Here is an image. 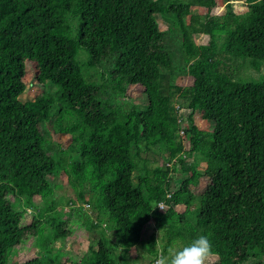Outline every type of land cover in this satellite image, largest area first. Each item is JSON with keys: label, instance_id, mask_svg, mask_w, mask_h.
I'll use <instances>...</instances> for the list:
<instances>
[{"label": "trees", "instance_id": "trees-1", "mask_svg": "<svg viewBox=\"0 0 264 264\" xmlns=\"http://www.w3.org/2000/svg\"><path fill=\"white\" fill-rule=\"evenodd\" d=\"M225 2L219 16L215 0H0V264H129L133 248L155 261L199 234L212 242L209 264H264V78L234 80L219 60L264 63V0ZM162 20L184 47L193 35L209 38L194 61L182 57L186 69L174 65ZM80 50L87 69L106 65L103 84L82 75ZM28 64L41 93L22 101ZM181 70L193 78L183 90L174 83ZM132 86L143 88L144 103L116 104ZM197 111L205 129L191 119ZM43 124L69 140L64 158L47 151ZM153 149L166 161L149 167L142 154ZM61 174L97 214L83 223L89 241L77 261L60 255L81 225L72 211L65 222L58 214ZM30 214L33 228L22 225ZM31 236L35 256L13 262Z\"/></svg>", "mask_w": 264, "mask_h": 264}, {"label": "rangeland", "instance_id": "rangeland-1", "mask_svg": "<svg viewBox=\"0 0 264 264\" xmlns=\"http://www.w3.org/2000/svg\"><path fill=\"white\" fill-rule=\"evenodd\" d=\"M181 2H186L187 0H179ZM216 6L214 7L213 13L217 14L219 16H222L226 14L227 9L229 8V3L225 2V0H215ZM246 10V7L243 5H234L233 7V13H243ZM198 13H206L205 9L198 8ZM162 19H165L168 17H161ZM171 19V18H169ZM184 23L187 25L189 22V16L183 17ZM170 26V23L166 20H162L160 22V29L161 31H166L165 34V43L167 45V48L172 52L173 55V62L174 65L180 68L186 69V64L182 61V57L189 58L190 62L195 60L197 57L198 48L201 46H205L208 43V36L207 35H193L191 37L192 45L188 47H184L185 45L182 43V35L178 29H175L173 27V30L168 32L167 27ZM218 46L221 44V40L217 42ZM86 55L83 52V50L79 51V55L77 57L78 63L81 66V73L89 82H92L94 84H100L105 82V69L106 65L104 64L102 67H98L96 69H87L85 66H83V62L86 61ZM219 60L222 61L221 68L224 70V72L229 75L234 80H241V81H258L264 78V63L257 62L256 66L251 64L249 61H241L239 59L229 58V60L225 61L223 56H219ZM186 65V66H185ZM27 73L24 77V83L26 85V89L21 95L22 101L32 100L35 96L39 95L41 93V90L35 87L32 84V79L34 76V66L32 64L27 65ZM174 83L180 87L181 90L183 88H187L192 85L193 78L188 76L186 74L185 70H181L179 73L177 72L174 76ZM108 85V84H107ZM142 92L143 88L140 86H132L128 89L127 94L125 97H119L114 99L115 103L118 105H125V107L129 108L132 103L137 104H143L144 100L142 98ZM181 94L178 92L172 101H174L175 105L179 107L183 103ZM105 95L104 93L102 94ZM190 113V110L188 109H182V116H188ZM191 119L197 123H202L203 129L206 128V124L202 122L201 120V112H193L191 114ZM200 125V124H199ZM201 126V125H200ZM46 124H43L41 126V134L42 136L47 140V146L46 149L49 153H51L55 158H64V151L66 147L68 146L69 140L65 139L64 137L57 134L54 127L49 129L46 128ZM51 128V127H50ZM211 130V125L208 126V131ZM160 153V150H152L150 153L142 154V157H146L148 161H150L149 167L154 166H160L166 161V157L164 156H158ZM197 160V163L203 164L204 159L202 157L195 158ZM54 179H51L53 181ZM206 182H202L198 187L194 188V193L196 195H200L204 189V185ZM58 188L54 190V200L55 205L58 209V214L61 215V219L63 222L67 219V215L69 216L71 214V211L73 212L72 216L73 218H77L81 225L74 226L73 234L71 237H68L65 240V246L64 250L60 252L61 257L64 260L67 261H77L80 256L85 251L88 241H89V233L88 228L89 225L88 221L96 217V212L92 211L93 205L92 202L89 201L87 195L85 201H80L77 199L76 193L72 190V186L69 185L68 179L66 175L61 174L59 181H58ZM35 199V204L42 207L41 201ZM82 203V204H81ZM74 209H77L80 213H77L76 211H73ZM177 212H182L184 210V207H176L175 208ZM70 211V212H69ZM32 214L27 215L22 220L23 226H28L29 228H33L32 225H34V222L31 217ZM38 224L42 222L41 218L36 219ZM87 223V224H83ZM150 230L147 232H144V240H147L148 233H151L152 227H149ZM32 233V230L30 231ZM106 233V232H105ZM94 234L99 235L97 228L94 229ZM35 235V233L33 234ZM108 236V233H106ZM157 251L160 252L162 250V245L165 243L164 239H161V235L157 234ZM36 236H31L26 242L17 248V252L14 255L13 262H23L26 260H29L35 256L36 253V247L34 243V239ZM179 248V244L172 245L170 255L171 256L176 249ZM118 259L120 260L121 253L118 251ZM160 258V257H158ZM214 258L210 257L207 258L205 264H209L212 262ZM127 261L129 264H154L155 261L153 258H149L147 253L144 249H137L133 248L129 251L127 255ZM264 261V259H263ZM120 264V261H118Z\"/></svg>", "mask_w": 264, "mask_h": 264}, {"label": "clouds", "instance_id": "clouds-1", "mask_svg": "<svg viewBox=\"0 0 264 264\" xmlns=\"http://www.w3.org/2000/svg\"><path fill=\"white\" fill-rule=\"evenodd\" d=\"M213 254L212 242L207 234H199L176 249L171 256H161L157 264H205Z\"/></svg>", "mask_w": 264, "mask_h": 264}, {"label": "built area", "instance_id": "built-area-1", "mask_svg": "<svg viewBox=\"0 0 264 264\" xmlns=\"http://www.w3.org/2000/svg\"><path fill=\"white\" fill-rule=\"evenodd\" d=\"M176 107H177V106H176ZM180 135H181L182 138H183V143H184V145H186L188 141L186 140V138H185V136H184V132L181 131V132H180ZM167 197H169V196H167ZM157 207H158V209H160V210L164 209V205H163L162 203H159V204L157 205ZM154 264H157V260L155 261Z\"/></svg>", "mask_w": 264, "mask_h": 264}, {"label": "crops", "instance_id": "crops-1", "mask_svg": "<svg viewBox=\"0 0 264 264\" xmlns=\"http://www.w3.org/2000/svg\"><path fill=\"white\" fill-rule=\"evenodd\" d=\"M202 122L204 123V121H202ZM199 124H200L201 126H200ZM197 126H198L200 129H203L202 123H197ZM202 182H205V181H201L200 184H201ZM200 184H199V185H200ZM205 185H206V183H205ZM205 185H204V186H205Z\"/></svg>", "mask_w": 264, "mask_h": 264}]
</instances>
